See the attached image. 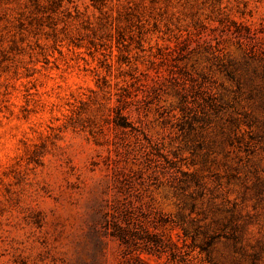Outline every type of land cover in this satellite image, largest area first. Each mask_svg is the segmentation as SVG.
Masks as SVG:
<instances>
[{
  "label": "rangeland",
  "instance_id": "obj_1",
  "mask_svg": "<svg viewBox=\"0 0 264 264\" xmlns=\"http://www.w3.org/2000/svg\"><path fill=\"white\" fill-rule=\"evenodd\" d=\"M0 264H264V0H0Z\"/></svg>",
  "mask_w": 264,
  "mask_h": 264
},
{
  "label": "trees",
  "instance_id": "obj_2",
  "mask_svg": "<svg viewBox=\"0 0 264 264\" xmlns=\"http://www.w3.org/2000/svg\"><path fill=\"white\" fill-rule=\"evenodd\" d=\"M118 124H120V123H118Z\"/></svg>",
  "mask_w": 264,
  "mask_h": 264
}]
</instances>
